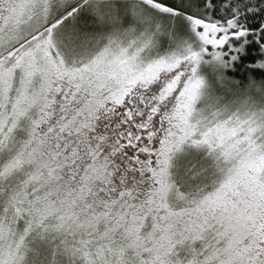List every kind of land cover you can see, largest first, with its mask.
<instances>
[{"label":"snow or ice","instance_id":"1","mask_svg":"<svg viewBox=\"0 0 264 264\" xmlns=\"http://www.w3.org/2000/svg\"><path fill=\"white\" fill-rule=\"evenodd\" d=\"M0 264H264V0H0Z\"/></svg>","mask_w":264,"mask_h":264}]
</instances>
